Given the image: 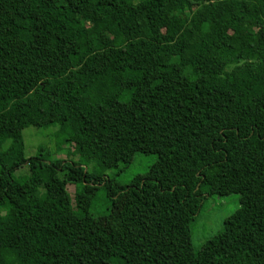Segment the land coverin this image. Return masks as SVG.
<instances>
[{"label":"trees","instance_id":"16d2710c","mask_svg":"<svg viewBox=\"0 0 264 264\" xmlns=\"http://www.w3.org/2000/svg\"><path fill=\"white\" fill-rule=\"evenodd\" d=\"M52 125L67 157H27L23 129ZM135 153L156 160L104 175ZM0 264H264V0H0Z\"/></svg>","mask_w":264,"mask_h":264},{"label":"rangeland","instance_id":"374dc122","mask_svg":"<svg viewBox=\"0 0 264 264\" xmlns=\"http://www.w3.org/2000/svg\"><path fill=\"white\" fill-rule=\"evenodd\" d=\"M57 126L33 127L28 126L22 131L25 155L27 157L35 156L37 150L42 148L43 153H48L51 158L67 157V145L61 143L57 132ZM72 147V146H71ZM156 160L154 154L135 153L128 164L119 163L117 167L107 169L104 175L118 184L125 185L137 174H142L148 170V167ZM25 168L19 169L20 173ZM68 191L73 194V187L68 186ZM101 194H98V200L90 207V213L94 216L101 215L105 205L101 202ZM239 197L237 193L213 195L206 199L190 224V240L194 249L209 237L222 229L223 220L226 216L232 214L239 207ZM128 200L127 196L116 199L110 216L99 218L95 224H79L71 230V236L84 240H91L98 228L109 231L114 223L121 206Z\"/></svg>","mask_w":264,"mask_h":264}]
</instances>
